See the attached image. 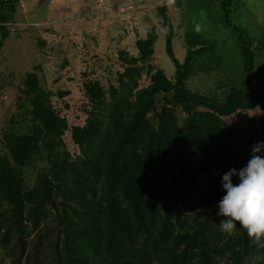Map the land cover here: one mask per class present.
<instances>
[{
	"label": "rangeland",
	"instance_id": "rangeland-1",
	"mask_svg": "<svg viewBox=\"0 0 264 264\" xmlns=\"http://www.w3.org/2000/svg\"><path fill=\"white\" fill-rule=\"evenodd\" d=\"M16 1L7 25L9 35L0 49V157L9 165L10 187L19 191L22 210H16L0 182V264H111L106 239L99 234L107 229L103 181L96 166L102 167L101 153L105 148L106 154L114 142V123H128L136 114L137 94L151 85L153 75L161 71L169 81L174 79L158 9L165 8L173 26L174 56L187 75L185 92L224 104L233 93L241 99L264 94V0H230L231 21L255 54L250 74L231 27L224 25L225 8L218 0ZM195 37L203 45L188 55V42ZM145 41H152L153 52L141 62L137 44ZM29 75L37 78L66 130L50 148L40 143L36 156L18 167L9 160L6 137L29 135L38 124L23 95ZM91 84L102 90L99 104L87 97L84 87ZM166 109L175 116L177 129L187 133L188 114L172 93L154 97L144 120L149 130L158 129V118ZM193 113L212 114L198 106ZM263 118L264 111L257 107L220 119L249 140ZM89 122L101 123L99 134L78 146L72 129ZM43 189L49 202L26 200L31 192ZM199 197L196 193L178 199L167 195L157 201L155 221L151 225L147 220L149 235L135 231L136 236L125 244L133 254L128 255V264H186L190 258L191 264L203 254L212 256L211 264L264 263V248L251 238L248 247H237L242 228L238 225L233 235L223 233L218 216L203 235L193 234L198 223L218 207V203L202 204ZM131 223L136 225L133 219ZM76 225L84 228L83 239L87 233L99 237V246L67 240L65 234H72ZM164 226L161 240L156 231ZM187 234H193L194 244L187 242ZM153 243L158 244L156 249L150 247ZM142 244L148 247L145 259L135 254ZM234 249L238 257L231 260Z\"/></svg>",
	"mask_w": 264,
	"mask_h": 264
},
{
	"label": "trees",
	"instance_id": "trees-1",
	"mask_svg": "<svg viewBox=\"0 0 264 264\" xmlns=\"http://www.w3.org/2000/svg\"><path fill=\"white\" fill-rule=\"evenodd\" d=\"M224 6L223 22L231 27L244 61L247 73L250 74L254 67L255 54L251 50L242 31L233 25L230 18L231 1L218 0ZM16 0L0 1V49L9 35L7 25L14 14ZM164 35V50L166 56L175 68L173 81H169L161 71H157L152 79L151 85L137 94L136 114L130 118L128 123L119 120L114 123V142L108 152L106 149L101 153L103 165L96 166L98 174L102 177L101 188L102 200L105 203L103 209L104 225L107 229L99 232L104 238L105 247L108 250L109 262L111 264H128V255H133L125 244L131 241L135 231L140 235L147 233V220L157 214V201L165 196L180 198L181 195L198 194L202 204L219 203L223 192L221 190L222 174L231 168L240 169L245 166L251 158L253 145L264 142V118L260 121L259 130H256L252 139L247 140L245 136L234 133L225 125L220 118L228 117L241 110H253L257 107L264 111V94L261 97H241L233 93L224 104L212 99L187 94L183 83L186 78L185 67L176 60L172 48L173 26L166 16L165 8H159ZM188 42V55L196 46L203 45L198 38ZM152 41L139 42L137 44L140 59L143 62L152 55L150 46ZM199 52V51H198ZM89 101L100 103L102 90L98 84H91L84 87ZM172 93L174 101L179 104L188 114L187 133L177 129L176 119L168 109L163 110L158 118V129L149 130L144 123L146 115L152 110L154 97L158 94ZM24 99L30 109V116L38 122L29 135L19 136L14 133L6 137L8 157L12 164L18 167L25 166L35 156L40 143L44 142L51 147L55 137H59L65 130V123L55 116L49 106V99L38 84L34 75H29L26 81V89L23 92ZM20 109L25 106L20 102ZM195 106L203 107L212 112L205 114H194ZM101 123H87L84 128L74 127L72 137L78 146H83L85 141L92 139L99 134ZM9 165L0 157V182L5 186V193L15 202L17 211L22 210V202L19 199V191L10 187ZM42 192V193H41ZM35 190L26 197L28 202H49V194L46 189ZM215 212L207 217L205 222L198 223V228L193 234L203 235L208 229L210 221L216 216ZM136 225L132 226L131 218ZM72 234H65V238L71 239L72 243H81L92 247L98 244V238L87 233L83 239L81 236L84 228L76 225ZM166 226L156 231L161 238L164 237ZM241 236L237 247L246 248L249 246L250 238L246 230H240ZM192 234V235H193ZM192 235H185V238L192 240ZM146 242V241H145ZM150 245V244H149ZM135 254L144 258L147 251V244H142ZM150 247L156 249L157 243ZM195 248V247H194ZM193 248V250H194ZM233 260L238 257L235 249L231 252ZM81 259L80 253L74 254ZM212 256L202 255L198 261L191 264H211ZM191 258L186 264H189ZM85 264V262H82ZM252 264H259L255 261ZM262 264H264L262 262Z\"/></svg>",
	"mask_w": 264,
	"mask_h": 264
},
{
	"label": "clouds",
	"instance_id": "clouds-1",
	"mask_svg": "<svg viewBox=\"0 0 264 264\" xmlns=\"http://www.w3.org/2000/svg\"><path fill=\"white\" fill-rule=\"evenodd\" d=\"M221 190L216 212L220 231L233 235L239 225L264 248V142L253 145L245 166L222 174Z\"/></svg>",
	"mask_w": 264,
	"mask_h": 264
}]
</instances>
